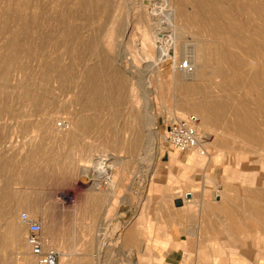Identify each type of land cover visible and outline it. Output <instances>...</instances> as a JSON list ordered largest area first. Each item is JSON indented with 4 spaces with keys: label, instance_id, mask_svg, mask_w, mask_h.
I'll list each match as a JSON object with an SVG mask.
<instances>
[{
    "label": "rangeland",
    "instance_id": "obj_1",
    "mask_svg": "<svg viewBox=\"0 0 264 264\" xmlns=\"http://www.w3.org/2000/svg\"><path fill=\"white\" fill-rule=\"evenodd\" d=\"M178 1L188 17L169 22L171 0H0V264H35L23 213L43 224L47 245L70 262V247L47 234L53 215L45 206L91 191L110 197L111 221L130 199L142 213L153 207L161 222L178 224L198 259L190 264L264 256V229L245 212L247 192L264 208V0ZM151 21L163 23L160 38L175 40L163 64ZM199 45L208 74L191 89L177 68ZM211 104L221 110L208 122L193 110ZM189 115L199 117L205 138L212 135L205 155L169 153L168 126ZM146 121L157 129L152 138ZM117 157L123 165L101 190L80 174L96 158ZM188 157L205 161L191 169ZM192 188L206 204L203 215L176 206L174 198ZM220 192L238 209L231 219L216 207ZM62 202L64 229L74 215Z\"/></svg>",
    "mask_w": 264,
    "mask_h": 264
},
{
    "label": "crops",
    "instance_id": "obj_2",
    "mask_svg": "<svg viewBox=\"0 0 264 264\" xmlns=\"http://www.w3.org/2000/svg\"><path fill=\"white\" fill-rule=\"evenodd\" d=\"M172 152L169 150V153ZM195 160L196 157H188L186 164L192 169L194 165L203 164L205 161L204 158L197 160V162ZM175 162L177 164L184 163L182 160ZM157 173L155 171V175ZM157 185L158 182L154 181L151 191L157 190ZM196 192L192 188L182 195H178L174 200H182L184 207L197 209L198 214L203 215L206 204L197 198ZM246 194L251 199L245 207L247 218L264 229V208L256 204L254 193L247 192ZM187 195H191L192 199L188 200ZM65 196L63 194L61 197L66 201ZM151 196L153 197L152 194ZM61 197L55 204L46 205L44 212L53 215L48 222L47 232L52 242L57 246L70 247V262L67 261V258H64L65 254L59 251L62 253V261L66 264H190L192 261L198 260L197 258L193 259L191 256L189 237L176 232V230H180L178 224L175 222H161L157 209L153 207L142 213L136 206L137 204L128 199V204L118 210L117 219L119 218V221L117 219L111 221L110 197L108 196L105 199L99 193L91 191L79 195L78 198L73 196L75 201L72 204L66 201L72 207L71 213L74 218L69 223L70 227L63 229L60 217L57 216L64 209ZM216 197L219 199L216 206L218 210L228 215V217L230 216L231 219L233 213L238 211L229 203L233 200L226 199L223 192H220ZM194 199L201 205V208L193 203ZM232 220L235 228H242L239 225L240 220L237 215ZM65 226H67V223ZM242 256V258H230V264H245L248 262L264 264V256L262 255L257 256L258 260L256 262L255 259L251 260L252 252L251 255L248 254L245 257L242 254ZM212 261L216 262L217 259H212Z\"/></svg>",
    "mask_w": 264,
    "mask_h": 264
},
{
    "label": "bare ground",
    "instance_id": "obj_3",
    "mask_svg": "<svg viewBox=\"0 0 264 264\" xmlns=\"http://www.w3.org/2000/svg\"><path fill=\"white\" fill-rule=\"evenodd\" d=\"M178 1V0H177ZM177 1L176 0H171V2L172 3H174V5H173V8L172 9H170V10H168V11H166L165 12V16L167 17L166 18V20H168L169 22H172L173 20H175L178 16L179 17H185V16H187V11L185 10V9H183V8H177L176 6H175V2L177 3ZM179 2V1H178ZM211 2V1H210ZM178 5V4H177ZM217 11V10H216ZM220 12V11H219ZM220 15H223V12H221V14ZM151 17V16H150ZM188 17V16H187ZM153 19V18H152ZM155 20V19H154ZM152 22V21H151ZM153 23V22H152ZM154 24V23H153ZM162 24L163 23H158V22H156L155 24H154V26L156 25V27H158L157 29L155 28V30H157V32L156 33H158L157 34V38H156V40H157V46H158V50H159V52L158 53H160L159 55H160V62L163 64V63H166L167 61H170V56H169V52H168V49H167V46H169V45H171V43L173 42V45H175L174 43H175V40L173 39V40H165V38L166 37H162V38H160V35H161V32H162V29L160 28L161 26H162ZM153 26V25H152ZM212 26H213V28H215L216 26L212 23ZM214 41V40H213ZM202 43V42H201ZM201 45H199L198 47H199V49L197 50V49H195V50H197L196 51V53L197 54H192V55H189L188 56V60L191 62V64H192V68H193V70H192V72H190V73H186V72H181L180 70H179V68H177V70H178V72L177 73H179V74H182L183 75V77H181L183 80H188V81H192L189 85L191 86V84L194 82V81H199L200 79H202V78H205V76H207L206 74H208V73H206V71L204 70L205 69V63H206V57H205V55L203 54V51L205 50V46H201ZM195 48H197L196 46H195ZM199 51V52H198ZM208 58V57H207ZM229 60V59H228ZM6 67V66H5ZM56 69V68H55ZM55 71V70H54ZM208 71V70H207ZM52 72V74H53V71H51ZM220 72V71H219ZM7 73H5V75H6ZM51 74V75H52ZM56 74V73H55ZM45 75V74H44ZM44 75L42 76V77H44ZM220 75V74H219ZM48 75L46 74V77H47ZM217 77H221V78H225L226 77V74L225 73H221V76H215V78H217ZM49 78V77H48ZM207 79V78H206ZM147 81V80H146ZM150 83L148 82V85H149ZM93 85V84H92ZM193 85V84H192ZM185 86V85H184ZM90 87V86H89ZM186 87V86H185ZM188 87V86H187ZM191 89H192V86L190 87ZM95 89V88H94ZM189 89V88H188ZM190 89V90H191ZM98 90V89H97ZM118 90V89H117ZM81 91V90H80ZM86 91V90H85ZM90 92H91V90H89ZM93 91V90H92ZM79 96V95H78ZM82 96V95H81ZM35 97H32V99H34ZM76 98H78V97H76ZM193 110H194V112H196V113H198L199 114V116H201V118L203 117V119L205 120V121H209V120H211L210 119V114H211V116L213 115V116H215V115H218V112L221 110V107L219 106V105H216V104H211L210 106H198V107H194L193 108ZM239 118V117H238ZM238 121V120H237ZM237 123V122H236ZM79 125V124H78ZM83 125V124H82ZM81 125V126H82ZM145 126H147V128H148V130H147V137H153V135L154 134H158V132H157V129H154V127H153V125L151 124V122L150 121H146V123H145ZM79 127V126H78ZM237 128V127H236ZM153 130H156L155 131V133L153 132ZM240 131V130H239ZM247 133V132H246ZM212 135H206V140L207 141H211V137ZM251 136H253V135H251ZM247 138V137H246ZM255 138H257V137H255ZM254 139V138H253ZM258 139V138H257ZM249 140V139H248ZM261 141V138H260V140H259V142ZM245 142H246V140H245ZM251 142H253V141H251ZM203 148H204V146H202V148L201 149H199V150H197L196 152L198 153V154H201V155H205V153H202V151H203ZM91 154H89V156H90ZM116 157V156H115ZM111 159V158H110ZM109 161H111V160H107V159H103V158H96L92 163H93V168L91 169V168H89V166H85V167H83V168H81V176H89V178H91V179H95L96 181H95V183H94V185H95V187H94V190H101V186H100V182H101V180L103 179V178H105V177H108V176H110V174H111V171H112V169L115 167V166H117V165H120V166H122L123 165V163H122V160H120V159H118V157H117V159L116 158H114V160L112 161V163L110 162V164H109ZM100 186V187H99ZM191 199H192V196H191ZM191 199H188V200H191ZM193 202H194V200H193ZM195 203V202H194ZM197 203V202H196ZM8 235H9V237H10V240H11V243L12 244H17V241H18V234H17V232H15V230L14 229H8ZM49 245V244H48ZM30 249V248H29ZM23 264V263H22Z\"/></svg>",
    "mask_w": 264,
    "mask_h": 264
},
{
    "label": "built area",
    "instance_id": "obj_4",
    "mask_svg": "<svg viewBox=\"0 0 264 264\" xmlns=\"http://www.w3.org/2000/svg\"><path fill=\"white\" fill-rule=\"evenodd\" d=\"M181 72H192V64L186 61L179 65ZM67 123H59L58 127L67 129ZM206 138L200 130V119L196 115H189L170 123L167 129L165 141L169 150L178 153H190L202 148ZM69 204L74 203L73 196H67ZM21 222L27 228V244L35 264H66L62 261V254L47 245L43 237V225L33 220L30 215L23 213Z\"/></svg>",
    "mask_w": 264,
    "mask_h": 264
},
{
    "label": "water",
    "instance_id": "obj_5",
    "mask_svg": "<svg viewBox=\"0 0 264 264\" xmlns=\"http://www.w3.org/2000/svg\"><path fill=\"white\" fill-rule=\"evenodd\" d=\"M187 199H191V195H187ZM183 201L182 200H177L176 201V206H178V207H181V206H183Z\"/></svg>",
    "mask_w": 264,
    "mask_h": 264
}]
</instances>
